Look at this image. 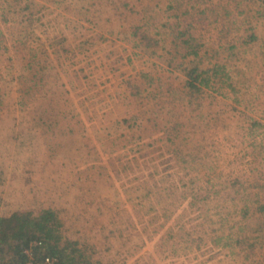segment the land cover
<instances>
[{
  "label": "rangeland",
  "instance_id": "obj_1",
  "mask_svg": "<svg viewBox=\"0 0 264 264\" xmlns=\"http://www.w3.org/2000/svg\"><path fill=\"white\" fill-rule=\"evenodd\" d=\"M169 1L0 0V218L67 264H264V7Z\"/></svg>",
  "mask_w": 264,
  "mask_h": 264
},
{
  "label": "trees",
  "instance_id": "obj_2",
  "mask_svg": "<svg viewBox=\"0 0 264 264\" xmlns=\"http://www.w3.org/2000/svg\"><path fill=\"white\" fill-rule=\"evenodd\" d=\"M256 1L264 7V0ZM167 2L168 8L174 10L170 1ZM185 73L191 77L189 86L196 89L209 86V80L195 68ZM59 227L60 221L52 210H44L37 217L31 216L30 213L15 212L8 217L0 218V259L7 252L12 255L9 264H24L28 259L24 249L29 248L32 242L40 241L39 245L33 246L32 253L35 258L49 255L56 258L57 264H67L75 249H70L71 244L68 242L60 244L64 239Z\"/></svg>",
  "mask_w": 264,
  "mask_h": 264
},
{
  "label": "built area",
  "instance_id": "obj_3",
  "mask_svg": "<svg viewBox=\"0 0 264 264\" xmlns=\"http://www.w3.org/2000/svg\"><path fill=\"white\" fill-rule=\"evenodd\" d=\"M40 242L34 241L31 243V246L33 245H39ZM25 253L28 255V259L24 264H57V260L53 256L45 255L39 259L31 257V254L29 253V250H25Z\"/></svg>",
  "mask_w": 264,
  "mask_h": 264
},
{
  "label": "crops",
  "instance_id": "obj_4",
  "mask_svg": "<svg viewBox=\"0 0 264 264\" xmlns=\"http://www.w3.org/2000/svg\"><path fill=\"white\" fill-rule=\"evenodd\" d=\"M167 1V0H166ZM167 5H168V2H167ZM167 7V6H166ZM235 24V21H231V29H232V26H234ZM231 31V30H230Z\"/></svg>",
  "mask_w": 264,
  "mask_h": 264
}]
</instances>
